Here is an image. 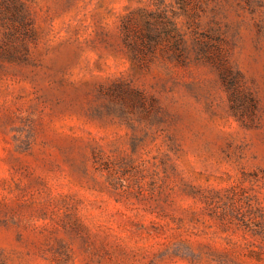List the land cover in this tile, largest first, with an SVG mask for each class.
Wrapping results in <instances>:
<instances>
[{
	"label": "rangeland",
	"instance_id": "rangeland-1",
	"mask_svg": "<svg viewBox=\"0 0 264 264\" xmlns=\"http://www.w3.org/2000/svg\"><path fill=\"white\" fill-rule=\"evenodd\" d=\"M0 264H264V0H0Z\"/></svg>",
	"mask_w": 264,
	"mask_h": 264
}]
</instances>
